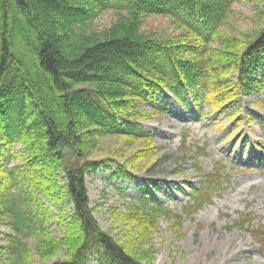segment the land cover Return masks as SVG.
<instances>
[{"label": "trees", "instance_id": "16d2710c", "mask_svg": "<svg viewBox=\"0 0 264 264\" xmlns=\"http://www.w3.org/2000/svg\"><path fill=\"white\" fill-rule=\"evenodd\" d=\"M236 1L0 0V224L8 229L0 264H35L36 256L46 264H151L144 245L159 219L181 224L183 213H197L231 184L226 173H206L176 213L152 199L159 187L150 180L153 191L114 215L120 238L97 220L87 176L111 168L129 179L156 158L154 134L142 121L166 110L150 112L142 100L169 90L182 103L190 96L237 119L240 98L264 91V3L261 28L239 36L224 30ZM106 9L116 11L115 20L94 29ZM156 15L186 30L146 33V19ZM113 136L146 145L128 161L92 158ZM250 231L264 252V228Z\"/></svg>", "mask_w": 264, "mask_h": 264}, {"label": "rangeland", "instance_id": "374dc122", "mask_svg": "<svg viewBox=\"0 0 264 264\" xmlns=\"http://www.w3.org/2000/svg\"><path fill=\"white\" fill-rule=\"evenodd\" d=\"M263 3L264 0H237L235 14L224 30L240 36L260 29ZM116 15L114 9L104 10L93 28L105 29ZM143 30L173 36L186 29L173 17L156 15L146 19ZM240 99V110H234L237 119L230 116L231 111L213 109L208 103L197 106L190 96L182 103L169 90L157 101L142 100L140 106L150 112L161 105L166 110L142 121L154 134L158 155L141 164L129 179L116 176L111 168L87 176L91 204L96 207L94 214L101 227L122 238L119 233L123 225L116 224L114 215L125 212L128 203L138 202L144 193L153 191L150 180L159 187L152 199L181 213L192 200L190 187H199L206 173L219 170L231 176V184L211 203L195 214L183 213L181 224L177 217L159 219L151 241L144 245L153 253L151 264H264V252L250 231L264 228V91ZM145 145L121 136L108 137L91 157L114 156L128 161ZM155 162L151 175L148 169ZM71 209L69 205L70 212ZM250 214L253 220L248 222L244 218ZM52 228L60 233L56 222ZM7 233L8 229L0 224V240ZM35 264L46 263L36 256ZM88 264L96 261L92 259Z\"/></svg>", "mask_w": 264, "mask_h": 264}]
</instances>
